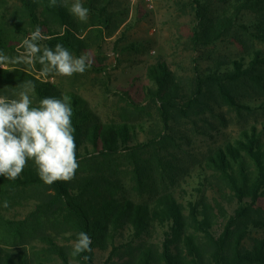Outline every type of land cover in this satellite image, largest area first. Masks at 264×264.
<instances>
[{
  "label": "rangeland",
  "instance_id": "1",
  "mask_svg": "<svg viewBox=\"0 0 264 264\" xmlns=\"http://www.w3.org/2000/svg\"><path fill=\"white\" fill-rule=\"evenodd\" d=\"M196 1L153 0L150 7L146 0H82L89 9L88 19L81 22L69 12L65 24L72 31L71 44L63 46L76 57L90 52L94 63L83 74L65 77L42 74V65L35 60L31 64L11 62L24 51L23 40L37 26L46 37L40 41L41 47H55L50 43L52 32L66 33L67 26L43 12L49 0H30L38 13L36 21L22 0H0V29L8 35L0 44V53L10 58L0 69L11 75L0 73V96L16 98L20 86L35 78L51 84L58 97L76 93L102 126H135L130 144L122 145L118 154L100 155L86 141L90 150L82 146L75 178L93 175L101 193L135 204L155 205L160 196L171 193L184 205L187 215L190 203H197L200 210L213 215L216 236L222 235L239 208L245 206L246 215L238 216L233 231L239 234L249 225L244 245L251 248L264 239V225L253 226L256 220L264 223V186L256 201L248 197L240 202L212 157L229 145L239 147V142H247L254 131L258 146L264 147V0H198L200 6ZM72 2L68 0L69 7ZM195 30L200 32V42L194 39ZM205 32H210L208 37ZM161 65L171 72L165 84L154 77ZM19 73L24 74L22 78ZM199 77L203 86L197 95ZM29 95L31 106H38L43 99L35 88ZM193 97L191 108L183 112ZM167 99L177 105L169 107V126L165 128L161 106ZM240 154L253 194L255 165L245 151ZM28 187L5 192L7 186L0 184V246L14 255L26 252L31 264H64L48 237L66 246L70 254L75 232L51 218L36 231L25 232L24 238H15L4 226L5 219H25L36 208L35 195L38 198L50 191L46 184ZM4 200L9 202L7 208ZM166 231L155 224L148 226L141 238L128 228L112 234L116 245H122V255L128 244H161ZM197 236L209 256L205 233ZM94 251L98 264L107 260L109 251L98 246ZM70 260L79 264L75 257Z\"/></svg>",
  "mask_w": 264,
  "mask_h": 264
},
{
  "label": "trees",
  "instance_id": "2",
  "mask_svg": "<svg viewBox=\"0 0 264 264\" xmlns=\"http://www.w3.org/2000/svg\"><path fill=\"white\" fill-rule=\"evenodd\" d=\"M22 2L31 11V19L36 21L38 13L31 7L30 0H22ZM196 3L200 4L198 0ZM62 5L63 0H57L55 7H49L47 2L43 12L45 11L67 26L65 22L70 15L67 8ZM45 17L48 18L47 15ZM66 30L65 34L52 32L51 45L71 44L72 31L68 26ZM4 34H6L5 29H0V44H3L4 38L8 36ZM209 34L210 32H205V37H208ZM194 39L200 42L198 30L194 32ZM0 73L2 76L11 77L7 70L0 69ZM154 74L161 84L170 81L171 72L164 65H161L160 72L155 71ZM19 75L22 78L21 76L24 74L19 73ZM31 81L36 92L42 98L49 96L62 98L58 97L57 91L51 90V84L41 83L35 78ZM202 86L203 80L199 77L197 95L202 91ZM52 87L54 86L52 85ZM173 87L176 88L175 85ZM69 97L73 109L71 120L75 128L77 159L82 157V146L86 141L91 142L96 151L103 156L118 154L123 149L122 145L130 144L132 133L137 131L135 126L129 124L102 126L99 124L98 118L93 116L87 102L83 101L76 93H70ZM164 101L161 106V117L164 127L167 128L169 126V107H175L177 104L172 103L171 99ZM193 103L194 97L185 103L183 112L191 108ZM90 123L93 124L90 125ZM258 141L259 137L254 131L253 136L249 137L247 142H239V147L229 145L227 150H221L215 157H212V162L224 172L225 177L231 182L240 202L248 197H252V201H256L260 188L264 186V147L258 146ZM87 148L89 149L85 144L84 149ZM241 151L249 154L255 165L256 173L252 179L253 194L249 191L251 180L246 177ZM239 165H241L240 170L238 169ZM94 179L93 175H87L75 178L70 182L56 181L52 185H48L50 191L40 194L38 198L35 195L38 201L36 208L25 219H5L4 226L11 234L15 235V238H24L25 232L36 231L43 221L51 218L54 223L66 227L67 231L71 230L75 234L80 231L86 232L92 239L93 250L98 246L102 250L109 251L110 246H113L107 260L102 264H264V239L258 241L253 247L246 248L244 241L249 225L248 228L247 226L242 228L243 230L239 234H235L233 231V226L240 218L238 216L246 215L248 208L245 206L239 208L236 216L232 217L226 225L222 235L216 236L212 230L213 215L209 211L200 210L197 203H190L191 212L189 215L184 212V205L171 193L160 196L155 205L135 204L133 200H121L119 197H109L101 193ZM34 183L45 184L39 178L31 159L28 160L27 167L24 168L18 179L9 180L2 177L0 181L1 185L7 186L5 192H14L17 186L26 189ZM155 224H160L167 229L161 244L145 243L136 247L128 244L125 254L121 255L122 245H116L113 232L128 228L135 237L141 238L148 226ZM263 225L264 223L260 220H256L253 224L255 228H261ZM198 232L205 233L208 239L206 245L210 248L209 256L205 252L204 244L198 240ZM48 238L58 249V258L64 264H69L70 257L66 246L57 242L53 237ZM84 255H88L90 259L84 260ZM95 257L96 254L93 251L92 253H82L75 259L79 264H98ZM0 264H31V262L26 252L14 255L0 246ZM38 264L47 263L38 262Z\"/></svg>",
  "mask_w": 264,
  "mask_h": 264
},
{
  "label": "clouds",
  "instance_id": "3",
  "mask_svg": "<svg viewBox=\"0 0 264 264\" xmlns=\"http://www.w3.org/2000/svg\"><path fill=\"white\" fill-rule=\"evenodd\" d=\"M56 5L57 0H49V7ZM62 6L79 21H87L89 9L83 6L82 0H73L70 7L68 0H63ZM44 39L46 37L37 26L23 40L24 51L11 58V62L31 64L35 60L42 65V74L55 73L65 77L83 74L94 63V57L88 51L76 57L59 43L54 48L41 47L40 41ZM9 60L8 56L0 53V65ZM20 88L18 95L14 94L16 98L0 96V177L18 179L31 159L39 178L46 185L72 181L79 163L70 97L49 96L41 99L38 106H31L29 93L34 89L32 81H25ZM8 206L9 202L4 200L3 207ZM91 245L92 239L86 232L76 233L70 257L92 253ZM89 259L84 255V260Z\"/></svg>",
  "mask_w": 264,
  "mask_h": 264
},
{
  "label": "built area",
  "instance_id": "4",
  "mask_svg": "<svg viewBox=\"0 0 264 264\" xmlns=\"http://www.w3.org/2000/svg\"><path fill=\"white\" fill-rule=\"evenodd\" d=\"M146 1L149 3V6L150 7H153L154 6L153 3H152L153 0H146Z\"/></svg>",
  "mask_w": 264,
  "mask_h": 264
}]
</instances>
